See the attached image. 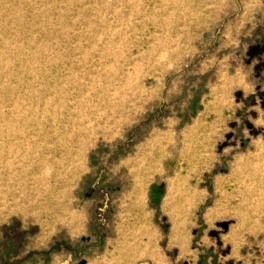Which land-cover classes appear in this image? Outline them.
I'll list each match as a JSON object with an SVG mask.
<instances>
[{
  "label": "rangeland",
  "instance_id": "obj_1",
  "mask_svg": "<svg viewBox=\"0 0 264 264\" xmlns=\"http://www.w3.org/2000/svg\"><path fill=\"white\" fill-rule=\"evenodd\" d=\"M218 255L264 264V0H0V264Z\"/></svg>",
  "mask_w": 264,
  "mask_h": 264
},
{
  "label": "crops",
  "instance_id": "obj_2",
  "mask_svg": "<svg viewBox=\"0 0 264 264\" xmlns=\"http://www.w3.org/2000/svg\"><path fill=\"white\" fill-rule=\"evenodd\" d=\"M212 257H213V256H209V257H208V261L210 260V262H211ZM219 257L221 258L222 256L218 255V256H217L216 258H214L213 260H214V261L216 260V262H218V263H220V264H223L224 261H222ZM225 258H226V257H225ZM213 260H212V262H214ZM156 264H158V263H156ZM208 264H209V263H208Z\"/></svg>",
  "mask_w": 264,
  "mask_h": 264
}]
</instances>
